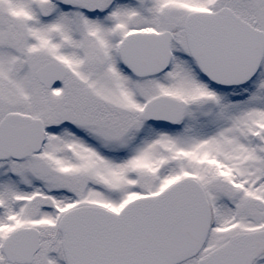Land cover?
<instances>
[{
  "label": "snow or ice",
  "instance_id": "6c2138e0",
  "mask_svg": "<svg viewBox=\"0 0 264 264\" xmlns=\"http://www.w3.org/2000/svg\"><path fill=\"white\" fill-rule=\"evenodd\" d=\"M0 264H264V0H0Z\"/></svg>",
  "mask_w": 264,
  "mask_h": 264
}]
</instances>
